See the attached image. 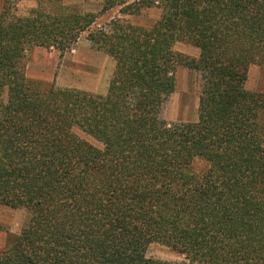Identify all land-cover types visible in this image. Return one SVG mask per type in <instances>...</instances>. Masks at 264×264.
Returning a JSON list of instances; mask_svg holds the SVG:
<instances>
[{"label":"trees","instance_id":"1","mask_svg":"<svg viewBox=\"0 0 264 264\" xmlns=\"http://www.w3.org/2000/svg\"><path fill=\"white\" fill-rule=\"evenodd\" d=\"M97 1L10 16L4 0L0 205L31 216L0 264H264V89L245 88L264 66V0ZM151 7L150 26L98 22ZM83 34L114 60L104 96L26 77L28 49L65 52ZM179 67L200 74L195 121L161 117ZM153 242L183 259L147 257Z\"/></svg>","mask_w":264,"mask_h":264},{"label":"rangeland","instance_id":"2","mask_svg":"<svg viewBox=\"0 0 264 264\" xmlns=\"http://www.w3.org/2000/svg\"><path fill=\"white\" fill-rule=\"evenodd\" d=\"M66 5H76L84 12H99L101 2L97 0H64ZM35 6V0H11L8 4L10 16H23ZM4 0H0V12L3 11ZM114 8L100 15L98 22L104 23L115 18L119 25L132 23L150 26L161 15L157 7L144 8L138 14H121ZM174 49L187 55L197 57L195 47L176 43ZM25 75L28 79L40 81L42 84L54 83L58 88H74L90 92L96 96L106 94L109 80L114 69V60L102 49H97L88 42L83 34L71 50L60 52L56 49L32 47L25 52ZM175 89L163 104L161 117L168 122L195 121L198 117V102L201 91L200 74L195 70L179 67L175 73ZM245 88L251 91L264 89V66L252 65L247 73ZM5 99V95L3 96ZM95 146L99 142L81 131L76 132ZM203 164L196 162L193 170L198 172ZM31 212L24 207L11 208L0 205V249L5 247L13 237L27 225ZM147 257L181 261L182 254L172 248L153 242L145 252Z\"/></svg>","mask_w":264,"mask_h":264}]
</instances>
